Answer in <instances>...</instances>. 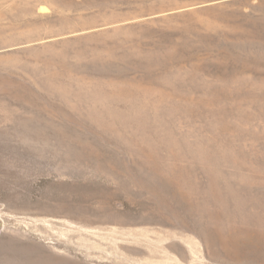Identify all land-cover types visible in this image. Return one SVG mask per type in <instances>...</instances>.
Wrapping results in <instances>:
<instances>
[{"label":"rangeland","instance_id":"obj_1","mask_svg":"<svg viewBox=\"0 0 264 264\" xmlns=\"http://www.w3.org/2000/svg\"><path fill=\"white\" fill-rule=\"evenodd\" d=\"M30 263L264 264V0H0V264Z\"/></svg>","mask_w":264,"mask_h":264},{"label":"bare ground","instance_id":"obj_2","mask_svg":"<svg viewBox=\"0 0 264 264\" xmlns=\"http://www.w3.org/2000/svg\"><path fill=\"white\" fill-rule=\"evenodd\" d=\"M21 249H22V252L25 254V253H28V251H29V249H27L26 250V248L25 247H21ZM17 250V249H16ZM19 251H20V249H19ZM236 251V250H235ZM19 253V252H18ZM10 255V254H9ZM15 255V254H14ZM28 256H30V255H28ZM10 258H12L11 257V255L9 256ZM14 259V258H13ZM7 261H8V259H7ZM164 261H165V259H164ZM9 262V261H8ZM31 264V263H30ZM156 264V263H155ZM161 264V263H160ZM163 264V263H162ZM166 264V263H165ZM172 264V263H171Z\"/></svg>","mask_w":264,"mask_h":264}]
</instances>
